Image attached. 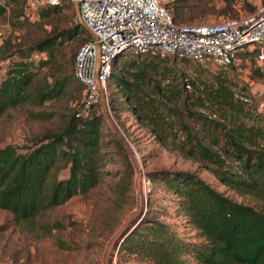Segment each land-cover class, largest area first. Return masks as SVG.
I'll return each instance as SVG.
<instances>
[{
    "label": "trees",
    "instance_id": "16d2710c",
    "mask_svg": "<svg viewBox=\"0 0 264 264\" xmlns=\"http://www.w3.org/2000/svg\"><path fill=\"white\" fill-rule=\"evenodd\" d=\"M14 1L5 0V4ZM23 3L27 7L25 0ZM168 3L164 4L178 22L202 18L209 9L197 0ZM60 9V5H43L37 15L50 17ZM5 10L0 3V16ZM20 14L22 10L14 13ZM77 34L84 35V42L91 37L73 14L70 23L54 28L19 51V59L10 61L5 73L0 74V115L9 106L24 101L42 104L58 97L75 81L74 66L69 65L64 73L52 75L50 80L45 78L39 86L30 88L41 66L58 65L64 69L59 60L64 56L61 50ZM78 46L70 52L73 64ZM42 52H46V58L31 56ZM144 54L125 62L121 73L112 68L106 82L116 76L119 82L116 96L106 83L110 112H130L134 115L133 124L145 128L160 145L212 163L216 166L214 172L230 185L243 184L264 194V113L248 101L247 84L239 86L228 74V67L235 65H218L220 70L210 76L198 73L190 78L178 72L175 64L195 60ZM253 71L261 73L256 65ZM183 96L184 108H180L178 102ZM96 106L87 114L74 109L58 131L44 133L26 150H18L12 143L0 146V208L10 211L15 221L34 219L76 194L88 193L109 176L117 179L122 188H129L134 170L126 146L113 128L103 129L105 113ZM34 114L51 117L50 112ZM185 115L208 123L218 132L211 138L218 150L193 132ZM226 158L239 162L242 175L224 168ZM59 161L67 168L64 176L58 174ZM108 164H120L121 168L111 171L105 168ZM146 175L153 182L148 190V208L122 233L120 250L150 264H188L190 257L197 264H264V209L234 200L195 171L158 168ZM158 185L174 194L175 207L193 232H178L165 218L170 214L168 207H155L153 192ZM62 226L53 223L47 230Z\"/></svg>",
    "mask_w": 264,
    "mask_h": 264
},
{
    "label": "rangeland",
    "instance_id": "374dc122",
    "mask_svg": "<svg viewBox=\"0 0 264 264\" xmlns=\"http://www.w3.org/2000/svg\"><path fill=\"white\" fill-rule=\"evenodd\" d=\"M170 1L164 0V3L167 4ZM197 1H200L201 4L206 3L209 9L202 18L193 19L191 22L218 21L227 16H239L264 2V0ZM60 6V11L55 15L40 17L37 12H32L25 7L23 0L7 3V10L0 16L1 75L5 73L10 61L19 59V51L23 50L24 46L51 33L54 28L60 29L70 23L73 14L76 15V4L64 1ZM13 8L18 11H14ZM226 8L227 12H225ZM19 9L23 14L14 15L20 11ZM181 21L188 22L190 20ZM83 36L77 34L65 42L61 50L64 56H60L59 59L64 69L60 70L58 65L41 66L40 72L30 88L39 86L45 78L50 80L52 75L64 73L69 65H72L73 68L70 52L78 44L79 50L84 43L81 41ZM31 56L39 59L46 58L47 54L42 52L34 53ZM135 56L128 51L121 54L114 61L113 70L121 73L123 64ZM250 63L252 67L247 65H243L240 69H237L236 66L228 67V74L239 86L247 84L245 78H249L255 87L264 89V79L261 73L253 71L254 60L252 58ZM175 67L178 72L190 78L198 73L210 76L220 70L218 65L202 61L177 62ZM111 81L110 79L109 82H106L108 90L116 96L119 77L116 76L112 84H110ZM246 87L250 97L248 101L257 105L256 108L259 107L258 102L261 96H258L257 93L253 94L249 90L248 84ZM249 97L246 96L247 99ZM83 99V86L75 78V81L70 82L60 96L47 99L42 104L24 101L9 106L0 115V146L12 143L18 150H26L36 138L44 133L58 131L74 109H82ZM183 99L184 96L178 102L180 108H184ZM106 102L107 113L102 110L100 99L98 105L95 106L100 107L105 113L106 126L103 129L106 130L107 126L113 128L126 146V152L134 170L129 188H122L117 179L109 176L105 182L90 189L88 193L76 194L64 203L48 209L31 220L17 222L13 219L10 211L0 208V264H150L149 261L138 255L120 250L119 246L123 239L121 238L122 233L142 211L145 212L148 208V190L153 186V182L147 177L146 172L152 169L195 171L217 190L234 200L264 209V194L261 191L248 188L243 184L230 185L222 181L221 174L213 170L215 165L200 157H188L176 149L160 145L145 128L133 124L134 115L126 111H121L118 115L112 114L108 107L107 96ZM190 108L196 110L197 107L191 105ZM36 111L50 112L51 117H37L34 114ZM184 119L198 137L218 150V147L211 141V138L218 134L213 127L190 116L185 115ZM63 164V161L58 163L59 176L67 174V168L63 167ZM105 168L115 171L121 168V165L108 164ZM224 168L242 175L239 162L236 159L226 158ZM153 193L155 207L158 204H165L168 207L170 214L165 218L172 222L178 232L187 234L194 231L186 224L185 216L175 207L173 193H166L160 185ZM53 223L63 226L53 227L49 232L47 228ZM188 264H197V262L190 257Z\"/></svg>",
    "mask_w": 264,
    "mask_h": 264
},
{
    "label": "built area",
    "instance_id": "2783aa9c",
    "mask_svg": "<svg viewBox=\"0 0 264 264\" xmlns=\"http://www.w3.org/2000/svg\"><path fill=\"white\" fill-rule=\"evenodd\" d=\"M64 1L78 6L80 19L91 30V37L74 59V75L83 85L85 114L98 103L101 90L106 94L113 61L126 51L235 65L237 69L242 63L251 66L252 58L264 79V2L239 16L203 22L175 21L164 0H25V3L29 10L37 12L43 5H61ZM0 3L7 10L5 0ZM245 80L249 90L261 96L258 105L264 113V89L255 87L249 78Z\"/></svg>",
    "mask_w": 264,
    "mask_h": 264
},
{
    "label": "water",
    "instance_id": "95a60500",
    "mask_svg": "<svg viewBox=\"0 0 264 264\" xmlns=\"http://www.w3.org/2000/svg\"><path fill=\"white\" fill-rule=\"evenodd\" d=\"M75 9H76L77 23L79 25L84 26L87 31L91 32V30L80 19L79 10H78V6L77 5L75 6ZM100 100H101L102 110L107 113L108 110L106 108V103H107L106 102V96H105V92L103 90H101Z\"/></svg>",
    "mask_w": 264,
    "mask_h": 264
}]
</instances>
